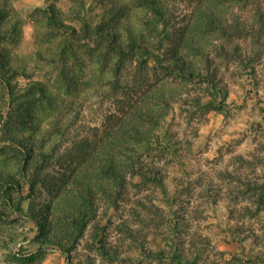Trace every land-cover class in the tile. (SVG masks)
Listing matches in <instances>:
<instances>
[{"label":"rangeland","instance_id":"374dc122","mask_svg":"<svg viewBox=\"0 0 264 264\" xmlns=\"http://www.w3.org/2000/svg\"><path fill=\"white\" fill-rule=\"evenodd\" d=\"M8 1L25 24L19 38L0 46L15 65L23 66L22 74L11 80L22 95L19 100H39L40 108L37 133L20 132L38 138L57 120L68 130L69 140L60 143L49 166L22 175L14 148L0 135V169L10 170L22 185L19 192L9 188L0 193L7 214L0 221V264H264V0H165L162 22L130 0ZM121 1L128 13L116 24L142 28L144 19H151L160 33L145 34L151 52L162 61L140 50L111 52L106 37L94 36L89 48L74 45L83 66L81 79L89 86L68 91L54 65L43 59L65 40L47 27L48 7L54 5L64 24L78 31L83 11L92 28L110 24L108 9ZM208 1L223 21L228 20V30L203 32L210 61L185 45L189 35L196 37L194 20ZM235 20L253 30H238ZM221 46L228 48L227 55L217 53ZM175 54L194 69L212 73L217 91L205 81L188 78L177 65H168ZM147 57L143 66L140 60ZM71 64L76 66L74 60ZM113 66H122V86L115 92L109 82ZM31 82L45 84L52 103L37 90L28 93ZM161 90L172 105L162 127L154 130L158 143L145 157L161 174V183L128 176L119 209L102 204L70 256L40 251L41 238L27 217L30 199H53L136 101L156 100ZM9 97L0 80L3 119L12 112ZM170 145L171 152L165 150ZM8 193L19 209L7 205ZM159 254L162 258L155 259Z\"/></svg>","mask_w":264,"mask_h":264},{"label":"trees","instance_id":"16d2710c","mask_svg":"<svg viewBox=\"0 0 264 264\" xmlns=\"http://www.w3.org/2000/svg\"><path fill=\"white\" fill-rule=\"evenodd\" d=\"M130 1L137 7L150 11L161 22L165 21V0ZM211 7L212 3L208 1L197 11L194 20L197 35L196 37L189 35L185 44L190 53L201 56L207 61L210 57V49L208 41L201 39L204 37V30L209 28L228 30L224 26L228 20L223 21L222 16ZM108 13L112 20L110 24L100 23L92 28L86 20L87 12L83 11V15L78 16L81 27L76 31L64 24L54 5L48 7L47 27L51 31L55 30L59 35H65V40L57 43L55 52L50 50L47 56L50 57L49 59H43L54 65L53 68L58 71L68 91L72 89L77 91L80 87L89 86L88 81L81 79L83 66H80V56L74 45L89 48L94 36L106 37L108 50L111 52L124 55L127 50H140L158 62L162 61L159 55L151 52V40L145 34V30L151 34L160 33L158 26L151 19H144L142 28L132 27L129 23H125L124 27L120 28L116 24L117 18H125L128 13L123 1L112 4ZM113 17L116 18L113 20ZM234 22L240 31L253 30L243 22L237 20ZM24 24V18L12 8L11 3L8 0H0V42L19 38ZM179 35L184 37L182 33ZM100 41L103 40L100 39L98 42ZM234 52H238L237 46L234 47ZM217 53L227 55L228 48L221 46L220 52ZM149 58H142L140 63L146 66ZM72 60L76 66H72ZM13 61L9 52L0 46V80L7 88L10 96L8 100L12 105V112L5 119L0 116V135L9 146L14 148L13 159L22 165V175H26L28 170L41 171L49 166L60 143L69 140V132L57 120L52 122L50 128L38 138L33 135L25 136L20 132L34 130V134L37 133L40 108L37 104L39 100L31 98L19 100L22 95L11 80L22 74L20 69L23 66L15 65ZM167 63L177 65V69L188 78L205 81L213 91H217L215 76L210 72L194 69L190 61L184 57L171 55ZM121 72L122 66L110 68L111 91L115 92L121 88ZM30 85L32 87L28 93L37 90L41 98L52 103L45 84L31 82ZM157 95L156 100L153 101L145 99L136 101L128 114L119 120L116 130L108 133L98 145L90 149V157L84 161L85 166L69 176L53 199L43 202L30 199L27 217L35 224L41 238L38 240L40 251L48 249L70 256L84 236L87 224L94 219L102 204L116 211L119 209L120 202L125 199L128 190V176H140L142 179L161 183V174L151 162L145 160L149 150L156 142L158 143V136L156 137L154 130L162 127L172 105V99L165 91L161 90ZM165 150L171 152L173 146H166ZM247 185L257 189L259 184ZM9 188L19 192L22 185L10 170L0 169V193ZM31 189L34 191L33 188ZM5 198L9 207L20 208L18 204L12 203V196L9 193ZM4 209L0 206V221L7 217ZM162 256L163 254H159L155 259L159 260ZM178 260L181 261L180 258Z\"/></svg>","mask_w":264,"mask_h":264}]
</instances>
